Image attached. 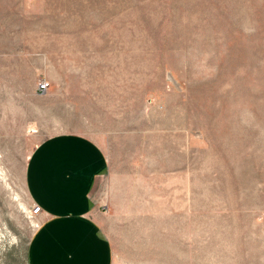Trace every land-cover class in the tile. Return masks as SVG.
<instances>
[{"label": "rangeland", "instance_id": "1", "mask_svg": "<svg viewBox=\"0 0 264 264\" xmlns=\"http://www.w3.org/2000/svg\"><path fill=\"white\" fill-rule=\"evenodd\" d=\"M32 3L0 58V264H28L26 161L66 134L106 157L111 264H264V0Z\"/></svg>", "mask_w": 264, "mask_h": 264}, {"label": "crops", "instance_id": "2", "mask_svg": "<svg viewBox=\"0 0 264 264\" xmlns=\"http://www.w3.org/2000/svg\"><path fill=\"white\" fill-rule=\"evenodd\" d=\"M32 1L0 0V58L24 57L16 52L15 34L30 32ZM106 167L102 149L82 135H56L34 147L24 177L42 212L28 243V264H111L112 246L92 196Z\"/></svg>", "mask_w": 264, "mask_h": 264}, {"label": "built area", "instance_id": "3", "mask_svg": "<svg viewBox=\"0 0 264 264\" xmlns=\"http://www.w3.org/2000/svg\"><path fill=\"white\" fill-rule=\"evenodd\" d=\"M49 87H50L49 82L45 79H42L38 82L36 89L38 93H45L49 89ZM41 212H42L41 207L38 204L33 203L28 210V215L31 218H37V216L41 214Z\"/></svg>", "mask_w": 264, "mask_h": 264}, {"label": "bare ground", "instance_id": "4", "mask_svg": "<svg viewBox=\"0 0 264 264\" xmlns=\"http://www.w3.org/2000/svg\"><path fill=\"white\" fill-rule=\"evenodd\" d=\"M0 174H2V173H0ZM3 180H4V178H3Z\"/></svg>", "mask_w": 264, "mask_h": 264}]
</instances>
